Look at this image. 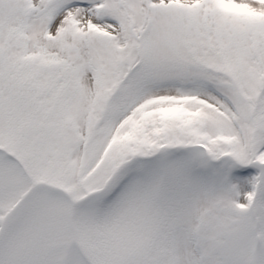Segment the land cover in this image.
<instances>
[{
  "label": "snow or ice",
  "instance_id": "obj_1",
  "mask_svg": "<svg viewBox=\"0 0 264 264\" xmlns=\"http://www.w3.org/2000/svg\"><path fill=\"white\" fill-rule=\"evenodd\" d=\"M0 264H264V0H0Z\"/></svg>",
  "mask_w": 264,
  "mask_h": 264
},
{
  "label": "rangeland",
  "instance_id": "obj_2",
  "mask_svg": "<svg viewBox=\"0 0 264 264\" xmlns=\"http://www.w3.org/2000/svg\"><path fill=\"white\" fill-rule=\"evenodd\" d=\"M258 170L253 169L249 175L242 176L241 173L243 169L237 168L232 173V181L233 183H237L239 185L241 193H247L252 190V185L250 183L252 177L257 174Z\"/></svg>",
  "mask_w": 264,
  "mask_h": 264
}]
</instances>
